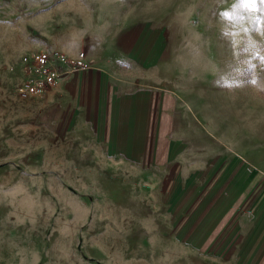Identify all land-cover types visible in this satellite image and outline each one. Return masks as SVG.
<instances>
[{"label":"rangeland","instance_id":"1","mask_svg":"<svg viewBox=\"0 0 264 264\" xmlns=\"http://www.w3.org/2000/svg\"><path fill=\"white\" fill-rule=\"evenodd\" d=\"M100 16L145 18L147 47L155 34L162 46L158 73L176 94L164 100L161 139L182 146L170 172L203 168L209 131L212 147L240 150L264 197V0H0V264H201L204 252L142 244L139 185L117 183L97 167L107 155L60 126L57 89L17 94L35 51L85 50Z\"/></svg>","mask_w":264,"mask_h":264},{"label":"crops","instance_id":"2","mask_svg":"<svg viewBox=\"0 0 264 264\" xmlns=\"http://www.w3.org/2000/svg\"><path fill=\"white\" fill-rule=\"evenodd\" d=\"M97 21L100 31L91 34L85 50L49 48L70 60L85 52L90 66L60 78L41 97L58 90L53 117L75 131L82 147L107 155L97 167L112 170L108 175H116L117 183L139 185L146 216L142 244H162L189 258L204 252L198 254L201 264H264V197L253 192L252 170L244 167L240 150L230 154L224 144L212 147L217 136L199 130L206 137L203 168L194 161L186 177L172 174L171 156L182 146L178 142L174 151L173 138L162 144L164 100L176 94L163 88L158 73L162 46L155 34L147 47L145 18L100 16ZM212 148L219 150L212 154Z\"/></svg>","mask_w":264,"mask_h":264},{"label":"built area","instance_id":"3","mask_svg":"<svg viewBox=\"0 0 264 264\" xmlns=\"http://www.w3.org/2000/svg\"><path fill=\"white\" fill-rule=\"evenodd\" d=\"M85 52H80L77 60L68 59L55 49L35 51L25 66V77L17 88L23 100L41 98L55 86L60 78L90 66L84 61Z\"/></svg>","mask_w":264,"mask_h":264},{"label":"snow or ice","instance_id":"4","mask_svg":"<svg viewBox=\"0 0 264 264\" xmlns=\"http://www.w3.org/2000/svg\"><path fill=\"white\" fill-rule=\"evenodd\" d=\"M252 3L254 4L255 3V0H252Z\"/></svg>","mask_w":264,"mask_h":264}]
</instances>
